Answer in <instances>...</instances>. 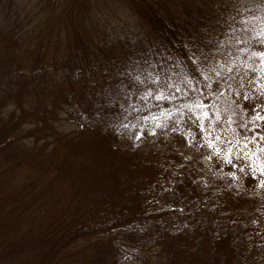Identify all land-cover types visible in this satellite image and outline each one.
Here are the masks:
<instances>
[{
  "label": "trees",
  "instance_id": "16d2710c",
  "mask_svg": "<svg viewBox=\"0 0 264 264\" xmlns=\"http://www.w3.org/2000/svg\"><path fill=\"white\" fill-rule=\"evenodd\" d=\"M261 51L264 0H0V264H264V181L185 140L260 131Z\"/></svg>",
  "mask_w": 264,
  "mask_h": 264
},
{
  "label": "rangeland",
  "instance_id": "374dc122",
  "mask_svg": "<svg viewBox=\"0 0 264 264\" xmlns=\"http://www.w3.org/2000/svg\"><path fill=\"white\" fill-rule=\"evenodd\" d=\"M227 26H224L226 29ZM220 32H218V35ZM206 36L210 39L207 47H211L208 53H205L204 59L201 63L207 67L211 68L219 65V59H227V68L229 67L230 58L226 54L220 53L224 48V42L228 38L224 35L216 36L211 32H207ZM209 47V48H210ZM215 52L219 57L215 58L211 52ZM232 59V56H231ZM262 57L257 55L253 56L251 59L244 61V65L253 71L254 77L252 75L246 74L249 81H253V85L258 88V103L264 104V64L261 63ZM230 69V68H229ZM231 89L233 90V96L239 102H242L243 97L250 95L248 91H242L243 86H241L245 79L234 78L232 80ZM240 86V87H238ZM237 87V88H236ZM256 106V104H255ZM264 108V105H262ZM254 108L253 105L242 104V112H237L234 116L239 117L243 112H247ZM205 113V112H202ZM254 115V113L252 112ZM221 121H226L223 117H220ZM249 121V118L247 119ZM246 123V122H245ZM252 123V122H251ZM258 123L264 124V121H258ZM202 125V126H201ZM201 125L198 124V132H195L193 125L188 127L185 134L186 143L189 148L195 152H198L203 156L202 161L206 165H211L212 169H228L231 175L243 174L248 177L250 181H254L257 185L264 181V172L257 171L258 168H264V142H257L253 140V136H246L244 133L236 134L231 132L228 134V127L226 123L222 124V128L219 130V136L222 134H227L229 136V141H224L218 139L216 142V129L211 125L203 122ZM247 137V141L244 140ZM228 158V159H226ZM231 161V163H229Z\"/></svg>",
  "mask_w": 264,
  "mask_h": 264
},
{
  "label": "snow or ice",
  "instance_id": "6c2138e0",
  "mask_svg": "<svg viewBox=\"0 0 264 264\" xmlns=\"http://www.w3.org/2000/svg\"><path fill=\"white\" fill-rule=\"evenodd\" d=\"M255 55L264 58V51L257 52ZM261 63L264 64V59H261ZM138 79V77H137ZM244 99H248L247 96L244 97ZM259 107V106H258ZM254 115L252 116V129H259L260 131H256L255 135L252 137L253 140H257V137L259 140L257 142H264V124L258 123V121H264V116L261 115L260 112L255 111V109L252 110ZM238 128L248 129V125L245 123H241L238 125ZM251 131V129L249 130ZM247 137H244V140L247 141ZM264 151V149H261ZM231 163V161H229ZM257 171L264 172V168H258Z\"/></svg>",
  "mask_w": 264,
  "mask_h": 264
}]
</instances>
